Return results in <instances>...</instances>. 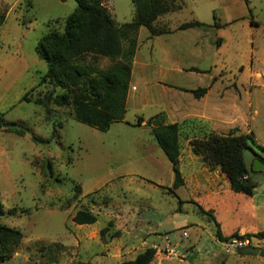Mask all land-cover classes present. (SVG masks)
Wrapping results in <instances>:
<instances>
[{"label": "rangeland", "instance_id": "rangeland-1", "mask_svg": "<svg viewBox=\"0 0 264 264\" xmlns=\"http://www.w3.org/2000/svg\"><path fill=\"white\" fill-rule=\"evenodd\" d=\"M164 2L168 11L155 25L171 32L150 36L145 27L137 30L124 118L101 131L77 121L70 103L54 101L66 89L49 82L37 85L46 70L35 51L37 42L48 31L63 29L75 1L0 0L5 14L0 28V114L43 139L0 129V224L23 235L10 259L0 264H116L112 254L121 244L144 241L145 248L161 240L173 245L176 254L159 252L155 261L264 264L258 255L226 253L215 223L200 209L213 214L223 234L237 227L264 231V169L251 172L257 185L250 201L249 195L225 186L221 171L210 181L204 169L209 166L189 144L210 132L251 130L258 146L243 151L247 167L254 154L264 156V0ZM102 3L118 25L133 18L131 0ZM191 20L203 24L177 29ZM88 61L90 55L83 59ZM113 62L99 56L95 65L106 69ZM198 86H209L200 98L177 88ZM26 91L28 102L20 100ZM37 96L52 101L37 104ZM155 114L156 121L180 124L184 183L175 189L171 164L147 121ZM139 115L141 125L136 124ZM47 160L52 176L44 171ZM75 184L81 191L72 198ZM249 201L260 206L255 210ZM78 209L91 210L96 222H73ZM104 227L108 230L102 239L99 231ZM183 230L187 236L181 235ZM115 231L119 236L110 238ZM253 238L254 246L264 249V240Z\"/></svg>", "mask_w": 264, "mask_h": 264}, {"label": "trees", "instance_id": "trees-1", "mask_svg": "<svg viewBox=\"0 0 264 264\" xmlns=\"http://www.w3.org/2000/svg\"><path fill=\"white\" fill-rule=\"evenodd\" d=\"M63 1V0H62ZM73 11L64 19L62 30H50L37 42L35 51L46 62V70L39 76L37 85L49 82L67 90V93L54 98L58 104L70 103L73 117L81 122L106 131L113 121L122 120L126 112V100L131 80V64L137 48L136 32L145 27L150 36H157L171 32L166 27H157L156 19L168 11L164 0H131L134 7L133 18L129 22L116 24L102 0H74ZM215 20V15H213ZM5 21V14L0 12V28ZM199 20L182 22L177 29H187L200 26ZM90 55V61L83 62L85 56ZM99 56L107 57L114 62L106 69H99L95 61ZM189 70L201 71L195 67ZM215 78H213V81ZM190 92L193 97L200 98L207 92L208 87L198 86L194 89L177 87ZM32 90V89H30ZM27 92L21 95V101H30ZM52 101V97H35L34 102L45 105ZM155 115L149 116L151 131L157 145L164 152L171 164L174 174L172 188L183 185L184 180L179 170L180 142L177 122L164 123L155 120ZM143 117H137V125H141ZM0 129L19 136L30 133L31 137L43 142L32 130L23 123L6 121L0 114ZM192 152L201 157L209 167H217L225 175L229 187L234 192L247 195L253 193L257 182L244 160L243 151L251 150L255 144L253 132L219 134L208 133L204 138H193L189 141ZM260 147V146H259ZM264 161V156L254 154ZM253 160V156L251 158ZM44 171L52 176V167L46 161ZM79 184L74 185L72 198L80 194ZM207 212L216 225L215 235L218 240L225 241L233 237L264 238V232L245 233L239 235L237 231L224 236L220 224L214 219L210 211ZM3 212L0 201V214ZM97 215L88 209H78L72 216L76 224H92ZM107 227L100 229L99 235L103 239ZM119 231L110 234V238L118 237ZM23 235L14 227L0 224V263L10 259L14 248L19 244ZM108 241V239L106 240ZM156 249L146 247L132 259L121 261L120 264H151Z\"/></svg>", "mask_w": 264, "mask_h": 264}, {"label": "crops", "instance_id": "crops-1", "mask_svg": "<svg viewBox=\"0 0 264 264\" xmlns=\"http://www.w3.org/2000/svg\"><path fill=\"white\" fill-rule=\"evenodd\" d=\"M248 1V0H247ZM248 16H249V18H253L254 19V23L257 25L258 24V21L254 18V16H253V14L251 13V8H249L248 7ZM212 84V83H211ZM209 87V86H208ZM190 89H193V88H190ZM251 163H252V160H250V166H251ZM205 170H206V172H205V174L207 175V178L208 179H211L210 181H214L213 180V178H212V176L213 175H216V176H218L219 175V172H220V170H218L219 168H217V167H212V168H210L209 169V167L207 168H204ZM219 171V172H218ZM253 172H262V171H253ZM221 175L222 176H225L222 172H221ZM193 176H195V174L193 175ZM225 178V177H224ZM223 182L225 183V186L227 185V183H228V181H227V179L225 178V179H223ZM254 193V192H253ZM253 196H254V194H251V195H249V200L250 201H253ZM249 201V202H250ZM250 205L253 207V208H255V210L257 209V207L258 206H260V205H254V202H250ZM262 205V204H261ZM234 230H231V233L232 232H234V231H237L238 233H241V234H245V233H256V232H258V231H260V230H257V228H255L254 230H251V231H249V230H247V229H244V228H240V227H237V228H233ZM154 232V231H153ZM222 232V231H221ZM262 232H264V231H262ZM230 233V234H231ZM222 234H223V232H222ZM229 234V235H230ZM224 236H227L228 234H223ZM142 239H145V235L144 236H142L141 237ZM165 238H167V236L165 237L164 236V239ZM168 239V238H167ZM260 239V238H259ZM263 240H264V238H262ZM144 244H146L144 241H142V242H139V244H136V245H133L132 243H131V245H123V244H121L120 245V247H118V249H117V252H114L113 254H112V256H114L116 259H117V262H116V264H120L121 263V261H123V260H127V259H132L138 252H140L141 250H143L144 249ZM166 245V242L165 241H163V240H161L159 243H156V244H154V243H152V244H150V245H148L147 247H150V246H152V247H154L155 249H156V253H155V256H154V259H153V261L151 262V264H171L172 262H167L166 263V261L164 260H162V262L160 261V259L158 260V261H155L158 257H159V254H161V253H159V250L161 249V248H163L164 246ZM143 246V247H142ZM146 248V247H145ZM109 252V251H108ZM126 256H128L129 258H127V259H125V257ZM262 258V257H261ZM155 261V262H154Z\"/></svg>", "mask_w": 264, "mask_h": 264}, {"label": "built area", "instance_id": "built-area-1", "mask_svg": "<svg viewBox=\"0 0 264 264\" xmlns=\"http://www.w3.org/2000/svg\"><path fill=\"white\" fill-rule=\"evenodd\" d=\"M132 89H135V86L131 87ZM182 236H187V232L183 230L181 232ZM253 237H233L228 240L222 241V249L226 253H230L232 251H237L240 248L246 247V246H254ZM159 252H162L165 254V256L176 254L175 247L170 244H166L162 249L159 250Z\"/></svg>", "mask_w": 264, "mask_h": 264}, {"label": "water", "instance_id": "water-1", "mask_svg": "<svg viewBox=\"0 0 264 264\" xmlns=\"http://www.w3.org/2000/svg\"><path fill=\"white\" fill-rule=\"evenodd\" d=\"M249 169L251 171L263 170L264 169V161L260 157L254 155L251 166L249 167ZM237 253L240 255H247V254L258 255V256L264 258V249L260 248L258 246H246V247L238 249Z\"/></svg>", "mask_w": 264, "mask_h": 264}]
</instances>
